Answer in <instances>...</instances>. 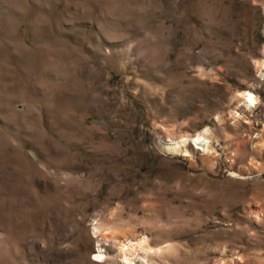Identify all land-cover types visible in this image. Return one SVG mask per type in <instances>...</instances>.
Listing matches in <instances>:
<instances>
[{
	"label": "rangeland",
	"instance_id": "374dc122",
	"mask_svg": "<svg viewBox=\"0 0 264 264\" xmlns=\"http://www.w3.org/2000/svg\"><path fill=\"white\" fill-rule=\"evenodd\" d=\"M0 264H264V0H0Z\"/></svg>",
	"mask_w": 264,
	"mask_h": 264
},
{
	"label": "bare ground",
	"instance_id": "6f19581e",
	"mask_svg": "<svg viewBox=\"0 0 264 264\" xmlns=\"http://www.w3.org/2000/svg\"><path fill=\"white\" fill-rule=\"evenodd\" d=\"M246 96V103H248V104H253L254 103V95L253 94H251V93H248V95H245ZM194 142L195 143H200V145H202L203 147H208L209 146V141L207 140V139H205L204 137H202L201 135H198L197 137H195L194 138ZM173 149L174 148H177V147H172ZM139 246H140V248L141 249H144V241H142L140 244H139ZM145 251V250H144ZM147 251V250H146ZM98 259H101V255H97L96 256ZM125 258V260H127V261H129V259L128 258H126V256H124Z\"/></svg>",
	"mask_w": 264,
	"mask_h": 264
}]
</instances>
